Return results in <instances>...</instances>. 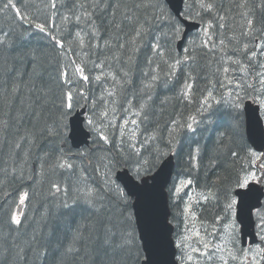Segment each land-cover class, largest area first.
<instances>
[{
	"label": "trees",
	"instance_id": "obj_1",
	"mask_svg": "<svg viewBox=\"0 0 264 264\" xmlns=\"http://www.w3.org/2000/svg\"><path fill=\"white\" fill-rule=\"evenodd\" d=\"M181 14L208 35L177 51L183 26L164 0H0V264H141L114 175L146 177L169 154L171 223L179 179L205 196L200 224L231 219L253 169L241 105L263 88L264 0H184ZM83 106L91 140L75 150L68 118ZM131 117L134 137L120 123ZM88 188L91 207L78 200Z\"/></svg>",
	"mask_w": 264,
	"mask_h": 264
},
{
	"label": "water",
	"instance_id": "obj_2",
	"mask_svg": "<svg viewBox=\"0 0 264 264\" xmlns=\"http://www.w3.org/2000/svg\"><path fill=\"white\" fill-rule=\"evenodd\" d=\"M164 1L183 25L182 37L177 42V50L180 51L186 36L197 30L200 25L198 22L187 20L181 16L184 0ZM242 110L247 142L256 151L261 152V149L264 148V128L259 116V107L246 101ZM85 112V107H82L74 111L68 118V139L70 145L75 149L89 145L90 133L85 130L83 125ZM173 163V156L169 155L152 175L143 177L140 181L132 178L133 176L127 169L119 170L115 174V180L132 199L134 227L144 256L141 264H178L175 262L176 250L173 238H171L173 226L169 222L170 211L166 192L172 177ZM235 196L238 198L237 220L242 225L240 234L242 246L246 245L247 237H249V244H254L257 242V238L251 231L253 228L251 213L253 209L260 207L262 196H264L263 189L256 184H249L245 190H236Z\"/></svg>",
	"mask_w": 264,
	"mask_h": 264
},
{
	"label": "rangeland",
	"instance_id": "obj_3",
	"mask_svg": "<svg viewBox=\"0 0 264 264\" xmlns=\"http://www.w3.org/2000/svg\"><path fill=\"white\" fill-rule=\"evenodd\" d=\"M199 31L202 38L208 35V27L206 26ZM257 52L261 53L264 59V43L258 44ZM261 74H264V71ZM262 79H264V76ZM256 97H258L256 99L259 100L261 107L264 108V96L261 94L259 97L256 94ZM88 122L89 119H86V123ZM120 123L121 126L129 131L130 137L136 135L137 130L134 118H124ZM91 125L94 126V124ZM260 158L261 155L256 154L254 161H258ZM259 171H251L249 174H244L243 179L252 173L260 177L261 172ZM188 185V181L179 179L172 187V202L176 205V218L179 217L178 211L183 206L180 223L179 220L176 221L178 226L175 229V237H177L175 244L179 251L177 256L179 264H261L263 261V250L260 243L256 246L242 249V251H238L234 247L237 242L236 235H234V233L236 234L237 226L234 224L233 214L231 219L220 223L214 229H212L213 226L208 228L200 224L198 214L192 211L196 208L198 201H203L205 196L197 195L191 189L185 191V187ZM254 214L258 239L263 242L264 207ZM205 244L208 245L207 248L204 247Z\"/></svg>",
	"mask_w": 264,
	"mask_h": 264
},
{
	"label": "snow or ice",
	"instance_id": "obj_4",
	"mask_svg": "<svg viewBox=\"0 0 264 264\" xmlns=\"http://www.w3.org/2000/svg\"><path fill=\"white\" fill-rule=\"evenodd\" d=\"M7 6V5H6ZM249 24L251 25V21H249ZM41 32L45 31V27L43 25H37L36 26ZM225 71H227V69H225ZM264 75V74H262ZM85 79H87V77H84ZM261 83L264 84V79L261 80ZM68 99L71 100V95L69 94ZM207 99V98H206ZM69 108H71V104L68 105ZM189 128H191V125L188 126ZM102 139L106 140V137H102ZM232 155H237V153L233 152ZM65 165L61 164L60 167H64ZM67 167H71V165H67ZM262 179V177H258L255 173H252L250 176H246L243 180H237V184L239 185L240 188H246L248 187L250 181H256V182H260V180ZM246 195V193H245ZM96 198V193L94 192L93 189L88 188L86 191L85 190H81V196L80 198H78L79 202L84 203L85 205L91 207L93 205L94 199ZM23 199V198H22ZM236 201L235 200H231L228 204H227V209L228 211H231L235 205H236ZM67 207V205H66ZM12 221L16 224H19L20 221L16 218L15 215H13L12 217ZM205 248L208 247L207 244L204 245Z\"/></svg>",
	"mask_w": 264,
	"mask_h": 264
},
{
	"label": "bare ground",
	"instance_id": "obj_5",
	"mask_svg": "<svg viewBox=\"0 0 264 264\" xmlns=\"http://www.w3.org/2000/svg\"><path fill=\"white\" fill-rule=\"evenodd\" d=\"M234 73H235V72H234ZM236 73H238V72H236ZM231 75H232V74H231ZM247 91H248V90H247ZM261 152H264V148L261 149ZM258 244H259V243H258Z\"/></svg>",
	"mask_w": 264,
	"mask_h": 264
},
{
	"label": "flooded vegetation",
	"instance_id": "obj_6",
	"mask_svg": "<svg viewBox=\"0 0 264 264\" xmlns=\"http://www.w3.org/2000/svg\"><path fill=\"white\" fill-rule=\"evenodd\" d=\"M251 53H252V50H251V52H249V55H251Z\"/></svg>",
	"mask_w": 264,
	"mask_h": 264
}]
</instances>
